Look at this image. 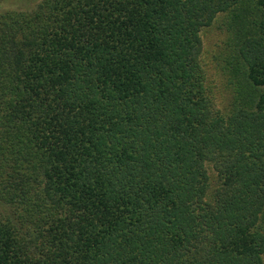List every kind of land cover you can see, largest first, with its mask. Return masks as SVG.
<instances>
[{
    "label": "trees",
    "instance_id": "16d2710c",
    "mask_svg": "<svg viewBox=\"0 0 264 264\" xmlns=\"http://www.w3.org/2000/svg\"><path fill=\"white\" fill-rule=\"evenodd\" d=\"M3 1L0 264H264V0Z\"/></svg>",
    "mask_w": 264,
    "mask_h": 264
},
{
    "label": "rangeland",
    "instance_id": "374dc122",
    "mask_svg": "<svg viewBox=\"0 0 264 264\" xmlns=\"http://www.w3.org/2000/svg\"><path fill=\"white\" fill-rule=\"evenodd\" d=\"M29 0H4L2 6L7 8H25L30 6ZM202 40V59L207 69V75L211 83L221 90L223 100L227 99V93L223 87V77L221 75L222 58L225 54L226 34L219 19H215L210 25L200 30ZM222 90L224 92H222Z\"/></svg>",
    "mask_w": 264,
    "mask_h": 264
}]
</instances>
